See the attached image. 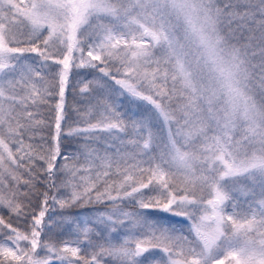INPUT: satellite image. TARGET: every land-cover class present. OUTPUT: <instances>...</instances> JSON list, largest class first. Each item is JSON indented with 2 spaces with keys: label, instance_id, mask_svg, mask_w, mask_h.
<instances>
[{
  "label": "snow or ice",
  "instance_id": "snow-or-ice-1",
  "mask_svg": "<svg viewBox=\"0 0 264 264\" xmlns=\"http://www.w3.org/2000/svg\"><path fill=\"white\" fill-rule=\"evenodd\" d=\"M172 11L230 46L253 121L264 0H0V264H264V136L217 114Z\"/></svg>",
  "mask_w": 264,
  "mask_h": 264
},
{
  "label": "clouds",
  "instance_id": "clouds-1",
  "mask_svg": "<svg viewBox=\"0 0 264 264\" xmlns=\"http://www.w3.org/2000/svg\"><path fill=\"white\" fill-rule=\"evenodd\" d=\"M191 3L195 4L196 0H191ZM169 11L171 10L169 9ZM197 15L202 17L203 14H192L193 23L199 29L201 20L197 19ZM169 19L175 25L177 41L184 46V51L187 53L185 57L186 64L193 71L197 86L203 90L205 96H213V93H215L213 103L217 114L223 117L225 114L231 113L236 128L253 127L256 132L253 139L258 141L261 136H264V101H261L245 87V82L239 76L234 78L240 80L238 90L246 98L249 108L255 109L253 113L254 120L248 121L243 118L244 102L241 101L240 110L234 112L233 103L230 102L228 94L222 89L221 72L223 71L226 74L229 70L235 71L231 68L233 53L230 46L221 42L217 45L215 53L209 55L206 43H201L199 33L193 30L184 14L177 15L175 11H172ZM205 39L206 41L214 40V35L208 26H205ZM177 177L180 178L179 172H177Z\"/></svg>",
  "mask_w": 264,
  "mask_h": 264
},
{
  "label": "rangeland",
  "instance_id": "rangeland-1",
  "mask_svg": "<svg viewBox=\"0 0 264 264\" xmlns=\"http://www.w3.org/2000/svg\"><path fill=\"white\" fill-rule=\"evenodd\" d=\"M244 35L246 36L247 33H244ZM234 42H235V41H234ZM241 42H244V41L242 40ZM156 54H157V56H159V55H160L159 51H157ZM258 59H259V57H257V60L254 61V62H258ZM68 100H69V102H71L72 97L69 96V97H68ZM83 103H84V101H81V104H83ZM134 110H135V109H134ZM42 112H43V118H48V112H47V109H42ZM73 115H74V114H73ZM73 150H75V147H74V146H73ZM243 182H244V183H248V181H243ZM233 195L238 199V201L240 202V204H241L242 207H246V205H247V201H248L249 199H251V197H245V196L241 195L239 192H233ZM230 204H231V202H230ZM230 204H229V211H231ZM180 222H181V223H186V221H183L182 219L180 220Z\"/></svg>",
  "mask_w": 264,
  "mask_h": 264
}]
</instances>
